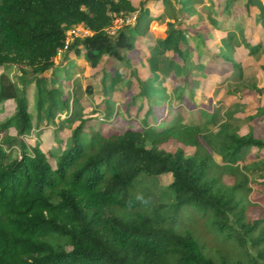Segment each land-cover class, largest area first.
Instances as JSON below:
<instances>
[{"label": "trees", "instance_id": "1", "mask_svg": "<svg viewBox=\"0 0 264 264\" xmlns=\"http://www.w3.org/2000/svg\"><path fill=\"white\" fill-rule=\"evenodd\" d=\"M165 1L141 0L138 9L133 0H0V106L16 103L14 112L0 121V264H246L234 260L230 251L218 258L207 254L202 240L180 219L189 208L210 211L226 240L234 238L255 264H264V208L255 216L252 208L258 206L248 199L252 191L264 197V179L245 174L264 167V139L255 135L251 123L264 114V106L248 111L243 96L223 93L228 107L220 126L223 135L210 134L219 163L201 142V124L182 123L178 116L158 129L160 116L152 108L140 129L109 135L86 130L88 120L78 113L75 98L51 78L66 32L79 24L92 34L73 38L60 59L83 54L97 68L106 58L124 61L123 50H133L154 21L164 22L165 36L150 47L141 66L155 76L149 82L161 81L165 91V78H178L177 73L187 84L209 77L202 59H194L190 40L214 39L213 29L221 35L220 83L242 72L241 56L264 50V7L253 0ZM158 4L163 8L154 14L151 8ZM234 6H242L244 13L230 25ZM135 10L133 27L107 32L111 13ZM164 58L170 62L166 72ZM260 65L264 68V60ZM12 66L18 69L16 79L8 72ZM261 77L260 87L256 76L238 75L237 80L264 97V73ZM104 89L109 92L107 85ZM182 97L179 93L178 103ZM202 113L208 117L205 123L219 117V110ZM60 125L66 135L57 129ZM43 126L54 128L55 142L63 144L60 151L40 142L45 130L27 142ZM173 141L177 150H167ZM188 146L195 147L193 154H187ZM226 170L241 171L242 179L228 184ZM166 174L173 178L165 190L174 195L171 203L156 196L158 179ZM137 192L149 202L130 206Z\"/></svg>", "mask_w": 264, "mask_h": 264}, {"label": "rangeland", "instance_id": "2", "mask_svg": "<svg viewBox=\"0 0 264 264\" xmlns=\"http://www.w3.org/2000/svg\"><path fill=\"white\" fill-rule=\"evenodd\" d=\"M140 1L141 0H134V4L138 9ZM169 1L170 0H166L165 3ZM225 1L226 0H220L222 3H225ZM253 2L263 9L264 3L262 0H253ZM174 5L177 6V3L174 2ZM162 8L163 5L158 4L156 8L152 7L151 11L154 14H159ZM161 12H163V10H161ZM231 13L232 16L228 20L230 25L233 22L232 20L237 16L243 15L244 11L242 6H234L231 9ZM221 22L223 23L222 20L220 24ZM167 28L168 26L164 22L154 21L152 23V32L149 33L146 40H144V46L139 43L137 50L123 51L125 58L129 61L127 63L119 62L114 59H104L97 68H93L82 54L69 58L64 62H62L61 59H57L56 62L59 65L57 68H54V76L51 75V78L54 80L55 85L60 86L62 91L71 94V96L75 98L78 113L81 114L85 120H88L85 123L86 130H91V132L101 130L103 134L109 135L111 133L122 132L129 128L140 129L143 125L142 116L145 115L148 107L151 106L152 110L160 116L158 119V129H163L168 126L169 124L165 122L178 115L183 118L182 123L184 122L192 125L201 124V142L205 148L218 159V162L221 163V160L217 157L215 152L217 149L216 144L210 137L212 133L223 135V130L220 129V126L227 118L225 111L228 107L227 104H224V94H222L220 90L221 93L216 96L213 91H211L213 86L217 88L220 87V84H211L210 80L206 81L202 78L199 83L190 81V83L187 84L184 77L180 79V73H177L179 78H175L176 76L174 75L165 78L167 91L169 95H171L168 99V97H165L167 94L162 87V82L158 81L154 84L149 82L148 79L155 76L141 66L140 62L146 61L150 55L149 46L154 45V43L164 35ZM214 32L217 38L220 39V32ZM247 33L250 35V29L247 30ZM216 41L210 39L201 41L197 37L190 40V44L195 49V59L198 60L200 58L205 63L207 62L205 70L209 73L216 70V65H221L223 62L220 57H216L218 53V49L215 46ZM169 56L171 57V55H168V57ZM212 57H214V60ZM240 59L242 60V72L236 73V78L234 75H232V77L229 76L227 82L221 85L223 91H229L232 94L238 95V97L243 96V102L246 101V105H248L249 109L248 111H250L257 108L259 105L264 106V97L261 96L262 94H259V96H255V93L251 94L248 89L243 86L242 81L237 80V76L241 75L244 78L256 76L259 78L257 86L260 87L263 81L261 74L264 73V68L261 67L260 63L264 60V50H258L255 56H241ZM162 63L165 70L166 67L168 68L170 62L164 58L162 59ZM114 64L116 70L118 69L117 74L109 73L112 72L110 69ZM134 69L137 72H134ZM17 70L16 66H12L8 69L13 79H16ZM112 77H114V79ZM111 79L114 80L113 84H111ZM177 84H181V88H183L185 92L183 96V105H177L175 100L176 95L174 86ZM106 85L108 86V95L104 94V86ZM155 86L157 88H155ZM185 86L187 87L186 89H184ZM143 88H145L144 91L142 90ZM29 92L33 94V85L29 88ZM33 99L34 97L32 100ZM15 105L16 103L12 100L1 104L0 121L9 117L14 112ZM127 108H129L130 111H127ZM202 109L210 114L217 113V110H219V117L215 118V122L205 123L208 117L203 113L201 114ZM251 123L254 126L255 135L264 139V114L258 113L257 118L252 120ZM236 124L239 129L244 131L243 125L240 122ZM50 128H45L43 126L41 129L34 131V135L26 139L27 142H32L30 140H34L38 137V132L45 130L46 134L40 138V142L46 148H52L53 151H60L63 144L55 142L54 128ZM57 129L63 131L64 135L68 133L64 131L62 125ZM10 133L12 135L15 134V128H11ZM3 136L4 132L0 130V139ZM177 148L178 143L175 141L166 145V149L169 151H175ZM186 152L187 154H193L195 152V147H186ZM251 156L255 157V151L251 153ZM51 160L55 163L58 161V159L54 161L53 158ZM240 172L241 171L237 170H226L224 173L225 181L228 184H234L236 181L242 179ZM245 174L254 180L264 179V167L248 169ZM172 180L173 178L170 174L162 175L158 179L156 196L162 202L171 203L174 200V195L172 193H166L165 191ZM248 199L251 203L257 204L258 207H253L252 211L255 216H259L264 208V197L256 191H252L249 193ZM187 211L180 219L185 226H190L202 240L205 244L204 250L207 254L218 258L221 254L230 251L234 260L239 259L246 264H255V262L251 260V257L244 252L245 249L237 245L234 238L226 240L225 234L214 227V218L210 211L199 212L196 210L194 211L192 208H189ZM250 250L252 254H255V251L252 249Z\"/></svg>", "mask_w": 264, "mask_h": 264}, {"label": "built area", "instance_id": "3", "mask_svg": "<svg viewBox=\"0 0 264 264\" xmlns=\"http://www.w3.org/2000/svg\"><path fill=\"white\" fill-rule=\"evenodd\" d=\"M111 16L113 17V25L107 29V32L111 35H114L118 32L119 29L123 27H133L137 21L138 11L135 10L129 13H111ZM66 34V43L64 48L59 50L58 58L62 57V53L67 50L73 38L84 39L90 36L92 32L85 24H79L69 29Z\"/></svg>", "mask_w": 264, "mask_h": 264}, {"label": "crops", "instance_id": "4", "mask_svg": "<svg viewBox=\"0 0 264 264\" xmlns=\"http://www.w3.org/2000/svg\"><path fill=\"white\" fill-rule=\"evenodd\" d=\"M133 3H134V0H133ZM135 5V4H134ZM214 31H216L217 32V30L216 29H213V33H214V35H215V38L213 39V38H211L210 40H213V41H216V43H215V46L217 47V49H218V53H217V56L216 57H220L219 56V51H220V48L218 47V45H217V42L218 43H221V39H218L217 38V36H216V34H215V32ZM152 32V28H151V30L144 36V38H141V40H139L138 41V43H137V45H136V47L133 49V50H129V51H135V50H137V48H138V44L139 43H141L140 45H142V46H144V40H146V38L148 37V34L149 33H151ZM165 36V32H164V35L162 36V37H164ZM161 37V38H162ZM208 40V39H207ZM206 40V41H207ZM157 43V42H156ZM156 43H154V45L156 44ZM154 45H152V46H154ZM151 45L149 46V49H150V47H152ZM127 50V49H126ZM124 51V50H123ZM122 51V52H123ZM213 58V60H214V57H212ZM106 59H108V58H106ZM194 59H195V54H194ZM196 60V59H195ZM200 60V58L198 59V60H196V61H199ZM116 61H118V60H116ZM119 62H129V61H127V59H125L124 61H119ZM140 63H142V62H140ZM202 63H204L205 65H207V62L205 63L203 60H202ZM58 65L59 64H57V62H56V66H55V68H57L58 67ZM217 66V68H216V70H213V72L212 73H209V72H207L208 73V76L209 77H199V79H200V81H201V78L203 79V80H206V81H208V80H211L212 81V83H219L220 85V87H214L213 86V88H211L212 89V91H213V93H214V91L215 90H221L222 91V94L223 93H225L226 91H223V88H222V85L221 84H223V83H220V78L218 77L219 75H218V70H219V65H216ZM111 68L113 69L112 70V72H109V73H111V74H117V72H118V69L116 70V66H115V64L113 65V66H111ZM134 72H137L135 69H134ZM48 73H51V72H48ZM216 73H217V75H216ZM79 75V74H78ZM113 79H114V77H112ZM179 78V77H178ZM183 78V75H180V79H182ZM113 79H111L112 81H111V84H113V82H114V80ZM226 82H227V80H226ZM225 82V83H226ZM224 85V84H223ZM174 87H177L178 88V90H179V92H177V91H175V95H176V98H175V100H176V103H177V105H183L184 103V101H183V97H182V102L181 103H178V100H177V98H178V95H179V93H182L183 94V96H184V90H183V88H181V84H177L176 86H174ZM187 87L185 86L184 87V89H186ZM220 88H222V89H220ZM143 90V89H142ZM221 93V92H220ZM219 93V94H220ZM104 94H106V95H108L109 94V92H105ZM166 94H167V97H168V99L171 97V95H169V92L168 91H166ZM151 95V94H150ZM215 95V94H214ZM131 106V105H130ZM152 108L151 106H149L148 107V110L146 111V113H145V115H143L142 117H145L146 116V114L148 113V111L150 110V109ZM128 109V110H127ZM126 110L127 111H130V109L129 108H127ZM142 110V109H141ZM108 114V113H107ZM178 116H180V115H178ZM178 116H176L175 118H172L171 120H168V121H166L165 123H167V124H169V125H171L172 124V122H173V120H175L176 118H178ZM182 118V117H181ZM143 119V118H142ZM164 120H166V119H164ZM150 122H153L152 121V118L150 119Z\"/></svg>", "mask_w": 264, "mask_h": 264}, {"label": "clouds", "instance_id": "5", "mask_svg": "<svg viewBox=\"0 0 264 264\" xmlns=\"http://www.w3.org/2000/svg\"><path fill=\"white\" fill-rule=\"evenodd\" d=\"M148 202H149V199L145 197V194L143 192H137L135 196L129 201L130 206H133V207L136 206L137 203L143 205V204H147Z\"/></svg>", "mask_w": 264, "mask_h": 264}]
</instances>
